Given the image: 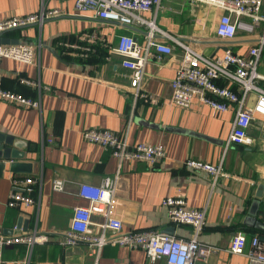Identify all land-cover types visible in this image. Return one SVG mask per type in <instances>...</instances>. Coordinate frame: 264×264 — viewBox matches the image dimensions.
<instances>
[{"label":"crops","instance_id":"0c3cea01","mask_svg":"<svg viewBox=\"0 0 264 264\" xmlns=\"http://www.w3.org/2000/svg\"><path fill=\"white\" fill-rule=\"evenodd\" d=\"M73 1L0 0V19L36 12L42 3L46 9L63 10L40 27L29 25L0 36L33 46L31 64L1 61L2 86L40 99L39 108L0 100V132L26 144L23 161L31 164L29 172L4 167L0 175V228L11 235L19 224L20 231L48 236V241L35 243L28 251L24 244L3 246L1 264H93L86 247L58 244V233L68 227L74 206L86 204L78 196L79 184L98 185L104 176L116 177L112 212L123 229L153 228L189 237L191 228L172 224L160 204L163 197L180 194L189 207L205 209L198 239L217 248L195 264H248L245 256L229 252L228 246L237 231L247 238L257 234L264 239V134L258 128L259 118L247 130L250 143L226 145L233 109L215 112L197 101L189 108L171 102L170 81L182 59L175 40L201 48L206 55L222 53V41L215 34L221 11L189 0H160L158 7L141 13L170 36L156 37L174 48L172 55L148 56L144 64L142 90L145 97L156 100L153 104L144 97L131 98L127 71L109 52L119 34L144 43L145 27L122 26L92 12L75 11ZM92 34L94 51L88 58L77 57L72 47L61 45L86 43ZM236 37L233 49L244 53L251 37L241 33ZM18 75L38 81L41 89L18 82ZM44 86L50 89L43 90ZM93 127L125 135L129 145L160 143L165 156L155 166L136 160L119 165L108 150L83 139L82 131ZM188 158L220 166L227 176L214 181L209 173L187 167ZM28 175L36 179L34 204L7 206L11 178ZM55 176L64 179L62 191L51 188ZM92 220L101 221L102 216L93 214ZM98 264L163 262L150 263L138 248L105 245Z\"/></svg>","mask_w":264,"mask_h":264},{"label":"built area","instance_id":"2783aa9c","mask_svg":"<svg viewBox=\"0 0 264 264\" xmlns=\"http://www.w3.org/2000/svg\"><path fill=\"white\" fill-rule=\"evenodd\" d=\"M205 4L221 11L218 16L215 34L222 41L221 54L206 55L201 48L176 41L181 48L182 59L175 68L170 81L171 102L182 108H189L194 101L209 106L215 112L234 110L231 129L226 145L229 143H250L247 130L253 120L259 118L258 128L264 134V0H189ZM160 0H74L73 8L79 12H92L100 20L114 22L122 26L139 25L145 27V41L138 43L132 35L119 34L116 42L109 48L110 54L120 58L128 78V92L133 100L144 97L155 104L156 100L145 97L142 90L144 64L148 56H170L173 45L158 39L157 34L170 37L159 29L153 19H146L142 12L158 7ZM63 14L58 8L46 9L44 3L36 12L14 15L0 19V35L8 30L29 25L42 26L53 17ZM250 36V42L244 53L233 49L237 34ZM94 35H89L83 44L61 45L72 47V52L80 58H88L94 51ZM4 59L20 63L33 62V46L28 43H0V63ZM18 82L41 89L38 81L24 75L17 76ZM50 87L44 86L48 91ZM0 100L24 107H40V99L31 98L2 86L0 78ZM82 137L88 142L99 144L118 160V164L127 160H136L149 166H155L165 156L160 143L138 142L129 145L125 135L104 128H85ZM185 165L193 170L209 173L214 181L218 176H227L220 166L201 160L188 158ZM36 179L32 176H13L6 205L26 207L34 204L32 196ZM116 177L104 176L98 185L80 183L78 196L86 202L76 205L72 210L68 227L58 233V244L84 246L98 264V258L105 245L124 246L129 249H141L150 263L162 261L163 264H195L204 260L216 247L198 239L205 224V209L187 205L184 196L177 194L163 197L160 201L165 208L168 220L174 225H186L191 228L187 238L177 237L158 229L146 228L125 230L113 212ZM64 179L55 176L51 182L53 191H62ZM93 214H100L102 220L94 222ZM18 230L16 226L14 231ZM48 241L45 233L36 230L18 231L5 235L0 228V264L2 248L10 244H24L27 251L35 243ZM228 251L241 254L248 264H264V239L257 234L249 238L243 231H237L231 237Z\"/></svg>","mask_w":264,"mask_h":264},{"label":"water","instance_id":"95a60500","mask_svg":"<svg viewBox=\"0 0 264 264\" xmlns=\"http://www.w3.org/2000/svg\"><path fill=\"white\" fill-rule=\"evenodd\" d=\"M0 43H18V40L14 39L7 41L0 37ZM25 146L26 144L18 138L0 132V175L2 174L4 167H7L12 172H29L31 164L23 161L26 158L25 152L23 151ZM19 227V224H17L16 228L18 230H16V232L19 231ZM164 232L170 233V231Z\"/></svg>","mask_w":264,"mask_h":264},{"label":"rangeland","instance_id":"374dc122","mask_svg":"<svg viewBox=\"0 0 264 264\" xmlns=\"http://www.w3.org/2000/svg\"><path fill=\"white\" fill-rule=\"evenodd\" d=\"M219 54H221V53H219Z\"/></svg>","mask_w":264,"mask_h":264}]
</instances>
